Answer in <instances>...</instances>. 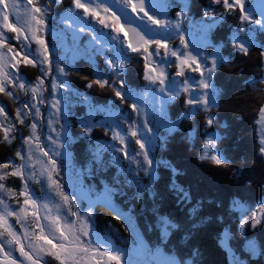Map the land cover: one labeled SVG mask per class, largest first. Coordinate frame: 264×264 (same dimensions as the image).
I'll use <instances>...</instances> for the list:
<instances>
[{
  "label": "trees",
  "instance_id": "1",
  "mask_svg": "<svg viewBox=\"0 0 264 264\" xmlns=\"http://www.w3.org/2000/svg\"><path fill=\"white\" fill-rule=\"evenodd\" d=\"M51 2L43 0V3L50 5L44 17L45 24L47 28L58 29L62 16L74 4L72 0ZM173 2L179 3L180 0ZM184 2L190 9L188 15L199 19L202 10L210 5L211 0ZM35 3L43 6L39 1L35 0ZM212 9L217 14L223 13L224 19L212 30L210 39L218 45L220 55L226 58L211 81L216 105L207 114L202 109L188 113L189 106L183 103L185 94L181 93L165 106L173 126L164 127L161 138L153 146L151 174H137L130 167L122 166L115 153L105 148L113 164L104 170L102 178L109 181L112 176L119 175L122 180L120 187L111 191L112 205L116 210L101 203L94 207L93 221L100 237L128 241L140 236L143 245L173 256L170 260L178 264H264V216L255 228L251 227L252 214L258 211V205H264V157L258 152L260 136L257 123L260 118L259 108L264 106V58L260 56L264 36L257 34L256 40L255 31L244 34L236 31L238 13L225 12L222 2L220 5H212ZM178 10V7L167 10L169 17L173 18L174 12ZM184 26L188 29L187 20ZM13 37L14 33H10L11 40L7 44L15 51L22 52L20 41ZM233 37L250 45L247 54L234 49L231 42ZM47 38L53 63L54 48L49 36ZM173 45H178V42ZM141 52L140 49L126 53L128 60L123 70V89L129 92H141L147 85L143 73L145 55L149 54L141 55ZM88 55V61L82 58L72 66H67L72 72L64 79L70 91L66 104L71 138L68 152L79 168L90 158L92 147L81 138L82 128L94 129L88 137L93 145H107V139L111 137V132L105 135L104 130L99 128H107L106 124L103 125L97 117L92 119L91 113L94 110L111 109L122 114H132L129 108L131 102L126 99L125 103H121L109 87L100 89L94 85L93 88H85L86 81L82 79L85 76L94 79L110 78L112 75L104 58L96 57L100 54L90 52ZM168 69L171 73L175 71L174 60ZM18 73L31 84H36V78L40 75L38 66L24 62L19 64ZM40 78L44 79L42 76ZM44 81L47 97L50 84L46 79ZM125 95V92L122 93L123 99ZM0 107L5 109V116L12 124L7 139L0 128V164L9 161L16 164V152H22L23 137L32 134L28 120L16 122L17 109L26 108L24 95L16 91L13 96L0 93ZM45 108L43 105V120L47 117ZM208 115L214 120L211 126L204 123ZM204 139H211L214 143L207 152L209 158L202 161L200 156L205 155ZM212 152L229 164L213 165L210 160ZM6 171L11 173V166ZM7 176L17 182L16 189L21 187L16 177L10 174ZM88 186L98 192L104 191L102 185ZM83 207L84 204L80 203L81 211ZM122 213L129 215L127 221L133 224L132 230L121 218ZM241 222L244 223L243 228L239 227ZM124 243L118 244V247H124ZM253 245L257 249L255 255L251 252ZM127 246L130 247L128 243ZM146 259L154 264L155 260Z\"/></svg>",
  "mask_w": 264,
  "mask_h": 264
},
{
  "label": "snow or ice",
  "instance_id": "2",
  "mask_svg": "<svg viewBox=\"0 0 264 264\" xmlns=\"http://www.w3.org/2000/svg\"><path fill=\"white\" fill-rule=\"evenodd\" d=\"M221 2L225 12L238 13L239 24L235 28L236 31L242 34L255 31L256 40L257 34L264 36V0H257L255 3H245V0H211L210 5L202 10L199 19L188 15L190 9L184 0H180L179 3H174L173 0H153L151 6L154 8L170 10L173 7H178L180 9L175 11L174 17L170 19H157V15H150L145 0H138L136 3H133V0H115L117 5H122L126 9L125 15L128 16L125 24L132 33V42H129L127 36L124 37L127 48L132 52L141 49L140 54L144 55L149 51L148 46L154 45L151 56L145 55L143 73L146 84L152 86V114L145 116L144 109H138L137 105L130 104L129 108L133 113L130 120L120 121L118 128L99 127L104 130L105 135L111 132V137L107 139L108 143L104 146L93 145L92 140L88 139L94 129L82 128L81 138H84L92 147L91 156L86 159L82 167L77 168L74 165V175L78 183L86 184L85 179H87L90 181L87 183L88 185H102L104 187L102 195H107L108 192L120 187L121 176L114 175L109 181L102 178L104 170L113 164V160L109 158L105 148L115 153L122 166L130 167L137 174H147L153 167V159L150 152L146 151L144 141L150 139L155 131H159L153 125V117L161 127L171 128L173 120L169 119L165 106L171 100L179 97L181 93L185 94L183 103L189 106L188 113L202 109L207 114L216 105V95L211 90V81L213 74L226 62V58L220 55L218 45L210 39V33L217 23L224 19L223 13L217 14L212 9V5H220ZM41 3L43 6L35 3V0H26L23 5L17 3V0H0V29L11 30L15 33L13 38L20 40L21 50L24 53L20 57V53L16 52L11 45L4 43L3 35L0 34V49H6V51L0 50V93L13 96V92L8 86L13 85L14 81H20V76L15 71L18 57L25 64L38 66L40 73L36 78V86L31 89L32 102L26 105L28 111L21 108L16 111L17 123L23 122L26 118H31L34 121L30 125L32 135L23 137V152L26 154V158L21 151H17L16 157L20 159V164H15L12 161L0 164V169L5 170L0 173V181H3L4 177L9 174L19 177L21 180L19 196L23 198L16 209L12 208L4 199H0V206H2V210H0V264H46L45 256L53 257L58 264H130L129 259L125 257L132 252L139 253L140 249L136 245L128 247L127 241H125L124 247H114L91 235L89 218L92 216V211L90 209L81 211L77 207L74 196L65 191L61 168L57 161V157L62 152L67 158L68 153L64 149L71 139L63 141L61 139L64 125L57 95L65 87L62 78L66 79L72 72L68 70L67 65H63V59L66 57L69 64L82 58V60L88 61L90 58L88 54L96 52L103 41L94 28L87 26L73 28L69 24L70 31L63 35L59 43L61 63L53 65L52 59H50V48L45 41L44 17L50 10V5L43 3V0ZM72 3L76 9H83L84 17L91 13L93 20H98L99 24L105 28L108 27L105 17L99 15L96 8H90L80 0H72ZM103 12L108 14L112 21L111 31L113 33L122 32L123 28L118 26L122 17H119L117 12L106 3L103 5ZM141 13L143 15H140ZM10 15L15 16V24L10 23ZM137 20L143 24V27L140 25L132 27V24ZM185 20H187L189 34L192 36L191 41L186 40L187 35L183 30ZM149 25L156 26L155 34H149L152 32ZM168 28L175 31L174 38H165L158 34L160 29ZM114 38L120 39L118 36H114ZM177 38L178 45H173L172 41ZM231 42L236 51L243 54L248 53L249 44L241 43L235 37L231 39ZM32 44H35L36 48L30 59L29 45ZM260 47L262 49L260 56L264 58V44ZM209 48L212 49L211 52L208 51ZM162 49L163 51H161ZM96 57L104 58L112 75L110 78L94 77V79H88L85 76L82 78L86 81L85 88H93L94 85H98L100 89H103L107 86L121 103H125L121 92V89L125 87L123 61L113 60L108 51H104L102 56L97 55ZM169 57L174 58L175 61V71L172 73L167 71V68L172 64ZM191 73L197 75L191 76ZM41 76L44 79H41ZM181 77L183 79H180ZM45 79L50 84L47 97L42 94L37 95L38 92H44ZM17 86L20 91L25 90L23 82L18 83ZM16 98L19 99V97ZM41 105L46 106L45 111L48 116L46 125L49 134L44 138L49 143L44 147L41 146L40 137L36 132L38 125L41 128H44L45 125L41 120ZM190 117L191 115H189ZM259 117L257 123L264 124V106L259 108ZM0 118L7 120L3 107H0ZM204 123L211 126L214 120L208 115ZM3 129L5 139H7L8 133L12 129L11 122L4 124ZM133 141L138 147L133 146ZM213 143L214 141L211 139H204L205 155L200 156L202 161L209 158L207 152ZM258 152L264 157V131L260 133ZM210 160L215 166L229 164L215 152H212ZM10 166L12 171L8 173L6 170ZM37 176L44 178L49 190L55 194L57 202L54 209H49L48 205L41 208L39 202L29 193L25 181L35 179ZM54 177H60L59 182ZM91 181H96V183H91ZM0 191L10 197L12 203H16V194L11 188H5L4 184L0 183ZM41 211H44L43 216L40 215ZM53 211H56L57 214L53 215ZM62 212L63 215H61ZM262 216H264V205H258V211L251 216V227L255 228L260 223ZM8 217H15L16 223L21 225L19 232L15 231L8 223ZM29 219H31L33 230H29L27 227ZM239 227L243 228L244 223L241 222ZM125 231L127 232L126 228ZM256 251V246L253 245L251 252L255 255ZM17 253L18 256L15 255Z\"/></svg>",
  "mask_w": 264,
  "mask_h": 264
},
{
  "label": "rangeland",
  "instance_id": "3",
  "mask_svg": "<svg viewBox=\"0 0 264 264\" xmlns=\"http://www.w3.org/2000/svg\"><path fill=\"white\" fill-rule=\"evenodd\" d=\"M37 1H39L41 3V0H36V2ZM51 1H52L51 3L55 2V0H51ZM59 1H61V0H59ZM84 1L87 5H93V6H96V8H97V6H100L99 7L100 11H98V14L105 17L106 22L108 24V27L105 28L103 25L99 24L98 20H93L91 17V13H89L87 17H84L83 9H76L75 6L73 8H70L62 16V18L60 20L61 25L58 29H50V28H47V26H46V28L48 30H46V33H45V41H46V44L48 45L49 40H48L47 36H49V38L51 39L52 47L54 48L53 49V59H54L53 63L54 64L61 63L59 43H60V40L63 37V35L66 32L70 31V29L68 28V25L71 24L73 26V28L79 27V26H87V27L94 28L96 30L97 34L100 36L101 40L103 41V43L98 47L96 53L103 55L104 51H108L110 53V57L113 60L123 61L124 65H126L127 60H128L126 55L128 53H132V51L127 48V44L124 42L125 32L122 31L119 33H113L111 31L112 21H111L109 15L103 12V5L105 3L108 5L113 4L114 6H117L118 8H120L122 5H117L115 3V0H84ZM248 1L249 0H247V2ZM252 2L255 3V2H257V0H252ZM17 3L23 5L26 3V0H17ZM163 9L165 10V8H163ZM123 11H125L124 8H123ZM125 12H122V14L119 17H122L125 20H128V16L125 15ZM140 15H143V14L141 13ZM145 22H146V18H145ZM10 23H14V24L16 23L15 16L10 15ZM135 24L141 25V27H143V24L138 20L135 21ZM61 26H62V29H61ZM118 26L120 27L121 25H118ZM149 28L152 29V32H150V34H155L156 26L155 25H149ZM183 30H184L185 34L187 35L186 40L191 41L192 36L189 34V29H187L185 27ZM10 33H13V32L11 30L0 29V34L3 35L5 44H7V42H10V40H11ZM158 34L161 36H164L165 38H174L175 37V31L171 28L160 29L158 31ZM14 35H16V34L14 33ZM114 36H118L120 39L114 38ZM21 39H24V38L21 37ZM174 42H178V38L174 39L172 41V44ZM151 45L152 44H150L148 46L149 47V51H148L149 56H151L152 52L154 51V47L151 48ZM29 47L31 49L30 50L31 53L29 54V58L31 59V54L35 53L36 46H35V44H32V45H29ZM0 50L6 51V49H0ZM138 50H140V49H138ZM18 53H20V57H22L24 55L23 51L22 52L18 51ZM20 57H18L17 67L15 69V71H17V73H18L19 64H21L23 62L20 59ZM169 59L172 61L174 60V58H172V57H169ZM74 62L75 61H73L69 64L67 58L65 57L63 59L62 63H63V65L72 66L74 64ZM153 63H155V61H153ZM149 67L151 68L152 65L150 64ZM170 67H168V68H170ZM168 68H167V71L169 72ZM111 73H112V71H111ZM190 75L194 76L193 73H191ZM19 76H20V81H14L13 85L8 86V88L12 92L16 91V92L24 95L25 106H26V104H28L29 102H32V91H31V89L34 86H36V84H31V83L27 82L21 75H19ZM97 76L99 77L100 75H97ZM20 82H23L25 84V90L24 91H20L18 86H17L18 83H20ZM62 82L64 83V78H62ZM124 89H121L122 93H124V92L126 93L124 100L127 99L128 101L131 102V104L137 105L138 109H140V108L144 109L145 116H149L152 114V103H151V101H152V97H153V91H152L151 85L147 84L145 90H142L141 92H129L128 90H124ZM41 94L45 96L46 90H44L43 93H39V92L37 93V95H41ZM69 94H70V91L65 86L64 90L59 92L57 95V99L60 101L59 107H60L61 119H62V122L64 125V132H63L62 137H61L62 141L69 138V132H68L69 116H68L67 109H66V107H67L66 104H68V100L70 98ZM40 107H41V112H42L43 105H41ZM158 107H159V105H158ZM23 110L28 111V108L26 107ZM132 116H133V113L132 114H122V113L113 111L111 109H102L100 111L94 110V113H91L92 119H95V117H97V119H99V121L103 125L106 124L107 128H118L120 121L130 120ZM47 118H48V116L43 120L41 117L42 122L45 123L44 128H41L38 125L37 130H36L37 136L40 137L42 147L48 145V143H49V141L44 138V136L49 134L47 131V125H46ZM26 120H28L29 124H32L34 122L31 118H26ZM6 123H8V119L5 121L3 118H0V128L3 131H4L3 125ZM90 124H92V121L90 122ZM153 125L155 128L159 129V131H155L152 134L150 139H146L144 141V143L146 145V151L150 152L151 157H152V153L154 151L153 146L156 144L157 140L161 138V132L164 131V129H163L164 127H161L159 124H157L154 117H153ZM261 131H264V124H258L259 136H260ZM128 139H131V138L128 137ZM132 143H133V145H135L134 141ZM135 147H138V146H135ZM23 148H24V145H22V155H25V158H26V154L23 152ZM46 150H47V148H46ZM64 150H66L68 153L67 158L64 157L63 152H62L61 155L57 157V161H58V164L61 168V176H62L63 181H64L65 191L68 192L70 195L74 196V198L77 201V207L78 208H80V203H83L84 204L83 211L86 209H90L92 211V216L89 218L91 235L97 237L101 242H103L105 244H111L114 247H118V244L124 243L125 240H123L121 238H118V240L117 239L113 240L110 237H107V238L100 237L99 234H97V232H96L94 221H93L94 207H96L97 205H99L101 203L106 204L104 206H106L109 209L111 208L112 210H116V207H114L112 205V202H113L112 201V198H113L112 194L113 193L110 191L107 193V195H102V193H104V191L98 192L97 190L92 189L90 186H88L86 179H85L86 184L78 183L76 181V178L74 175V165L76 167H77V165L72 161V157L69 155L68 144L65 145ZM17 160H18V163H16V164H20L21 163L20 159L17 158ZM77 168H79V167H77ZM3 172H4V170L0 169V173H3ZM152 172H153V167L148 171V173L151 174ZM16 178L18 179V182H20V184H21L20 178L19 177H16ZM54 178L57 180V182H59L60 177H54ZM0 183H3L5 188H11L13 190V192L16 194V196H15L16 203H12L11 198L6 196L2 191H0V199H4L6 202H8L10 204V206L12 208H14V209L18 208L19 202H21L23 199L22 197L19 196V191H20L21 187H19V189L18 188L16 189V186H17L16 183L17 182L15 183V181L12 178L8 177L7 175L4 177L3 181H0ZM25 183L28 185L29 193L32 195V197L34 199H36L39 202V206L41 208H43L44 205H48L49 209H54V206L57 202V198H56L55 194L49 190L47 182L44 178L37 176L35 179L26 180ZM0 210H2V206H0ZM52 214L56 215L57 213H56V211H53ZM40 215L43 216L44 211H41ZM61 215H63V212ZM120 215H121V218L126 222V224H129L127 221L129 219V215H126V213L125 214L122 213ZM8 223L13 227V229L15 231L19 232L21 225L16 223L15 217H8ZM41 223H43V221H41ZM27 227L29 228V230H33V226L31 224V219L28 220ZM129 227L132 230L133 224L130 223ZM53 243H55V240H53ZM127 243L130 247L132 245H136L140 249L139 253L132 252L129 256L125 257L126 259H129L130 264H151L147 261L146 258L151 259V260H155L154 264H178V263H175L177 261L170 260V258L173 259V256L167 255L163 251L158 250V249H156V250L151 249V247L148 245H143L144 242L142 241V238L140 236H138V237L136 236V239L134 237L133 240H128ZM15 255L18 256V253ZM44 259L46 261V264H58V262L53 257L45 256ZM230 259H231L232 263L235 262V260H233V257L231 254H230Z\"/></svg>",
  "mask_w": 264,
  "mask_h": 264
},
{
  "label": "water",
  "instance_id": "4",
  "mask_svg": "<svg viewBox=\"0 0 264 264\" xmlns=\"http://www.w3.org/2000/svg\"><path fill=\"white\" fill-rule=\"evenodd\" d=\"M136 2H138V0H136L134 3H136ZM152 2H153V0H145L146 6H148L149 11H150L149 14L150 15L151 14L157 15L156 16L157 19H162L163 16H164L163 10L161 8H159V7H155V8L152 7L151 6ZM133 24H132L133 25L132 27H136L138 25V24H135V23H133ZM122 25H123V28H124L125 32L128 34L127 37L129 38V42H132V33H131L129 27L125 24V21H123Z\"/></svg>",
  "mask_w": 264,
  "mask_h": 264
},
{
  "label": "flooded vegetation",
  "instance_id": "5",
  "mask_svg": "<svg viewBox=\"0 0 264 264\" xmlns=\"http://www.w3.org/2000/svg\"><path fill=\"white\" fill-rule=\"evenodd\" d=\"M80 2L81 3H85V1L84 0H80ZM86 4V3H85ZM87 5V4H86ZM90 8H96V6H93V5H88ZM110 7H112L113 8V10L114 11H116L117 12V14H118V16H120L121 14H122V12H125L126 11V9L123 7V6H121L120 8H118L117 6H114L113 4H110L109 5ZM125 9V11H123V8ZM98 8V9H97ZM96 9H97V11H100V8L99 7H97ZM170 19V18H169ZM123 21H126L124 18H122V20H121V26L123 27V25H122V23H123ZM150 34V33H149ZM150 35H152V34H150ZM169 73H171V71H170V69H169Z\"/></svg>",
  "mask_w": 264,
  "mask_h": 264
}]
</instances>
